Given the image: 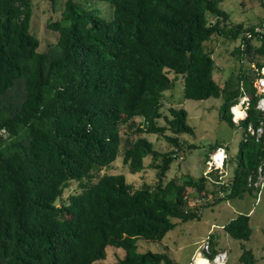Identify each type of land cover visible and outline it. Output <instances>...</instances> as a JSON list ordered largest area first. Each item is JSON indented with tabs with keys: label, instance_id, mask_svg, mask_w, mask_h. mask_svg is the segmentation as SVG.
Segmentation results:
<instances>
[{
	"label": "trees",
	"instance_id": "16d2710c",
	"mask_svg": "<svg viewBox=\"0 0 264 264\" xmlns=\"http://www.w3.org/2000/svg\"><path fill=\"white\" fill-rule=\"evenodd\" d=\"M225 1L84 0L87 8L68 0L48 25L58 33L55 48L40 52L31 32L33 0H0V264H101L109 247L125 251L117 264H180L167 254L140 253L136 241L162 242L175 221L200 219L201 201L259 197L264 94L256 84L264 77V38L249 35L263 24L230 27ZM97 2L109 4L113 18ZM215 36L240 40L234 55L241 63L252 57L251 74L224 84L215 79L214 53L205 50ZM181 80L185 99L222 100L221 120L245 129L232 174L226 160L223 170L200 178L165 181L184 153L181 137L195 136L185 109L162 112L165 93ZM244 96L248 116L237 125L231 109ZM151 135L172 149L159 152ZM120 156L133 175L151 158L158 182L134 189L123 174L98 175ZM71 182L81 191L64 200ZM224 231L250 241V215L240 213ZM208 245L213 261L226 253L216 233ZM242 250L240 264L258 263L252 250Z\"/></svg>",
	"mask_w": 264,
	"mask_h": 264
},
{
	"label": "rangeland",
	"instance_id": "374dc122",
	"mask_svg": "<svg viewBox=\"0 0 264 264\" xmlns=\"http://www.w3.org/2000/svg\"><path fill=\"white\" fill-rule=\"evenodd\" d=\"M68 0H57L54 4L51 0H33V18L31 32L40 40V52L52 51L56 46L58 33L51 31L48 25L62 17V11ZM85 6L84 0H73ZM99 10L107 18L112 17L111 6L104 2H97ZM220 7L229 14L227 24L232 26L243 25L245 29L264 24V0H226ZM88 8V7H87ZM110 20V19H109ZM256 44H259L256 40ZM241 46L240 40L234 42L230 38L215 36L205 44V50H212L216 63L214 72L215 79L224 84L230 78H238L241 72L251 74L255 61L252 57L245 59L243 63L237 60L235 50ZM264 71V70H263ZM173 78V75H171ZM258 83V82H257ZM23 93V88L19 90ZM241 101V100H240ZM222 100L209 99L207 101L187 100L184 97V82H176L174 88L165 93V106L162 109L163 115L170 117L171 108H183L188 112V123L195 129V136L183 135L180 141L184 144V153L175 162L165 177V181L171 177L183 178L186 175L200 178L208 174V160L217 147L222 146L229 153L227 157L229 174L234 172L235 158L240 145L244 140L245 129L231 127L221 120ZM241 114L239 111L238 114ZM160 125H165V120H159ZM127 129L122 130V134ZM263 133V132H262ZM154 148L159 152L166 153L172 149L169 143L157 135L149 136ZM224 149V150H225ZM226 156L227 153L225 152ZM225 160V161H226ZM158 164L161 163L159 160ZM153 164L151 158L146 160V168L138 174H130L129 169L124 165L120 156L109 168L104 169L98 175H119L126 176L129 184L138 189L144 183L155 185L158 182L157 170L150 168ZM263 182H261V185ZM263 189L256 199L246 196L243 199H236L230 202H222L218 205L206 206L207 202L201 201V218L187 223H178L176 228L169 232L162 242H149L138 239L136 245L140 253L153 252L167 254L180 264H194L199 255L209 259L211 264L214 261L205 252L207 250L210 236L216 233L218 241L223 250L227 253L226 264H240L239 258L243 253L242 246L254 252L258 263L264 264V184ZM79 184L71 182L66 188L63 199L67 200L72 194L79 193ZM193 191H189L192 193ZM197 195L191 199H197ZM200 201V200H199ZM60 205V203H59ZM205 205V206H204ZM204 206V207H203ZM198 212V213H199ZM249 214L254 227V233L248 242L232 239L224 231V226L236 218L239 214ZM125 255L122 249L108 248V257L101 264H117Z\"/></svg>",
	"mask_w": 264,
	"mask_h": 264
},
{
	"label": "built area",
	"instance_id": "2783aa9c",
	"mask_svg": "<svg viewBox=\"0 0 264 264\" xmlns=\"http://www.w3.org/2000/svg\"><path fill=\"white\" fill-rule=\"evenodd\" d=\"M249 37H254L255 39H263L264 38V24L261 27H256L254 29V33L250 34ZM264 70V68H263ZM262 70V74L264 76V71ZM257 88H258V92L260 94H264V77L262 79H260L258 81V83L256 84ZM240 109L239 111H241V115L240 117L237 115V113L235 112L236 109ZM249 108V98L244 96L241 98L240 103L237 106H234L231 109L232 112V119L233 121L238 125L241 121L245 120L248 116L247 110ZM258 109L264 111V98H262L258 104ZM249 132L252 135L258 134V137L261 136L263 130L259 129V130H254V128L252 126H250L249 128ZM225 150L223 148L218 149L212 156L211 159L208 161V169L209 172L211 173L215 170H223L224 166H225V160L227 159V156L225 154ZM227 176V173L225 174ZM264 180V178H261L260 181L262 182ZM261 184V183H260ZM206 252H209V245L207 246V250ZM202 258L207 259L206 257H203L201 255H199ZM226 259H227V253H222L220 255H218L213 264H219L220 262H222L223 264H226ZM209 261V259H207ZM210 262V261H209ZM194 264H196V259Z\"/></svg>",
	"mask_w": 264,
	"mask_h": 264
},
{
	"label": "bare ground",
	"instance_id": "6f19581e",
	"mask_svg": "<svg viewBox=\"0 0 264 264\" xmlns=\"http://www.w3.org/2000/svg\"><path fill=\"white\" fill-rule=\"evenodd\" d=\"M235 112L237 113V115L240 117V113L238 114L239 112V108L235 110ZM241 112V111H240ZM197 264H211V262H209L207 259L205 258H199L197 260ZM219 264H223L222 262H220Z\"/></svg>",
	"mask_w": 264,
	"mask_h": 264
},
{
	"label": "crops",
	"instance_id": "0c3cea01",
	"mask_svg": "<svg viewBox=\"0 0 264 264\" xmlns=\"http://www.w3.org/2000/svg\"><path fill=\"white\" fill-rule=\"evenodd\" d=\"M251 28V27H250Z\"/></svg>",
	"mask_w": 264,
	"mask_h": 264
}]
</instances>
